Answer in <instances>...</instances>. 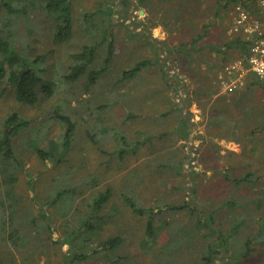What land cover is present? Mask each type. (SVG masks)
Wrapping results in <instances>:
<instances>
[{"label": "rangeland", "instance_id": "374dc122", "mask_svg": "<svg viewBox=\"0 0 264 264\" xmlns=\"http://www.w3.org/2000/svg\"><path fill=\"white\" fill-rule=\"evenodd\" d=\"M163 1L71 0L72 35L57 45L50 41L52 22L43 11L1 12L7 37L22 55L47 54L44 77L52 92L45 96L39 90L37 102L29 106L15 101L7 78L0 81V134L10 114L16 113L24 122L12 138L23 165L15 171L16 183L10 189L14 207H9L0 174V264H205L207 259L213 264H264V81L250 77L246 92L222 96L208 110L178 59L179 50L197 46L194 39L200 33L219 50L222 66L230 56L242 58L238 48L231 47L236 40L231 30L235 7H243L259 22L264 15L258 0H179L196 1L195 8L199 2L197 12H202L203 19L199 25L178 26L166 24ZM22 3L11 1L13 7ZM178 12L174 7L169 13L176 16ZM155 25L167 34L160 43L149 40ZM84 47L93 48L92 62L78 80L69 82L65 76L74 64L72 56ZM159 55H165L184 76L191 110L186 109L187 121L195 107L199 118L187 126L181 141L184 150L180 149L174 166L169 159V166L161 167L167 165L161 158L170 155L157 153L151 138L140 150V156L144 152L149 159L134 168L137 148L130 145L135 138L130 117L125 116L130 111V87L137 76H144L143 82L159 80L155 74L136 73L133 79L125 73L145 60L163 74ZM95 70L99 72L91 84L89 75ZM174 92L175 85L172 97ZM227 109L233 111L232 118L242 121L221 128ZM57 112L67 115L75 126L61 159L55 151L63 149L64 127ZM207 117L215 119L223 135H230L229 126H234L237 141H244L243 150L236 152L232 143L222 142L202 152ZM191 131L194 164L185 169ZM38 150L58 157L43 160ZM105 190L111 195L93 221L95 233L79 230L93 198ZM126 198L154 211L152 235L146 234L148 215L134 213ZM112 238L119 239L116 248L96 250ZM211 252L214 256L209 258ZM72 253L84 259L71 260Z\"/></svg>", "mask_w": 264, "mask_h": 264}, {"label": "crops", "instance_id": "0c3cea01", "mask_svg": "<svg viewBox=\"0 0 264 264\" xmlns=\"http://www.w3.org/2000/svg\"><path fill=\"white\" fill-rule=\"evenodd\" d=\"M175 1L177 2V6H173ZM195 2L196 1L183 3L179 0L163 1L162 6L164 11L162 13L164 14L167 12L165 14L167 17L166 24L176 23L178 26L179 24H183L185 26L201 24V20L203 19L202 12H197V6L199 2L196 3V8L194 6ZM151 6L152 8L156 7L154 2ZM174 7L178 8L179 11L176 16H174L173 13H169L170 10L173 12ZM199 7L201 8L202 5L200 4ZM177 16H179L178 20L175 21ZM185 21L187 24H185ZM161 27L162 26L160 25H155L153 29H150V42L153 41L160 43V41H164L163 39L167 36V34L165 31H163V27ZM180 30L186 32L188 29H182L180 27ZM194 41H197V46L190 45L184 51L179 50L178 59L183 66L182 68L186 73L185 75L188 76L194 87L193 89H195V94L200 92L198 96L201 95L204 96L201 98L207 99H203V101L205 102L208 109V107H211L218 100V98L222 96L225 97L230 93H233L226 92L223 89L222 81L227 79L225 74L226 67L228 65L232 66L239 59L235 58L236 60H232V56H230V60L227 62V64L222 66V59H219L220 52L215 47H213L214 43L210 42L208 38L203 37L201 33L197 34ZM225 48H222L221 51L225 50ZM150 66L153 65L149 64L144 67L145 70H143V68L137 73H144L143 75H146L147 77H152L155 74L159 81L154 82L152 79L143 82L144 76H137V78H135L137 81L130 87V104L128 103L130 106V111L125 115H128V117L131 119H129L130 129L133 130L132 134L135 138V140H133L134 142L132 146L135 149L137 148V152L134 150L135 160L131 165V167L134 168L140 167L143 162H146L149 159L148 156L144 155V152H142L143 155L140 156V150L141 148H144V145L150 142L151 138L153 140L152 146H154L155 149L159 148L157 153L170 155L168 157L164 156L161 158L162 160H167L165 161V164L167 165H161V167L165 168L166 166H169L170 160H174L172 163L174 166V163L179 161L178 155L181 153L180 149H182V151L184 150L181 141L183 140L184 133L187 131V126H189L186 115L183 111L184 107L180 104H176L173 100V97L171 96L174 85L170 82L168 85L161 71L157 67L153 68ZM130 77L134 79L133 75H130ZM249 78L250 76L245 77L243 82L244 85L240 89L236 90L235 93L242 94L243 92H246L248 88H250L248 81ZM244 87L245 89L243 90L242 88ZM210 98L211 101L209 100ZM227 111L228 112L225 114V119L219 123L221 128H223V125L226 127V123L228 122L233 121L234 123V120L242 121L239 120L238 116H236V119L232 118L235 117L233 114H231L233 111L231 113L230 110L227 109ZM214 120H212V117L211 120H208V117L205 120V146L202 152H205L206 148L209 146H216L214 145L216 143L220 146L222 142H225L226 144L232 143L233 149L236 152H241L243 150L244 141H237V138L235 137L237 134L233 131L235 127L229 126V128L232 130L229 131L230 135H223L220 131L222 129L215 125ZM246 132L247 140L245 143L247 144L250 140V131L247 129ZM164 146H166L165 149ZM180 146H182V148ZM150 159H156V156H150Z\"/></svg>", "mask_w": 264, "mask_h": 264}, {"label": "trees", "instance_id": "16d2710c", "mask_svg": "<svg viewBox=\"0 0 264 264\" xmlns=\"http://www.w3.org/2000/svg\"><path fill=\"white\" fill-rule=\"evenodd\" d=\"M11 1L13 0H0V81L3 78H7V81L12 84L14 89V99L16 102L33 106L37 102V93L39 90L45 96H50L52 92L50 85L46 82V79L44 77L45 70L43 69V63L47 54L36 53L31 56L25 53V55H22L18 51V48L14 45L15 41H9V38L7 37L4 25L5 23L3 21L1 12H6L8 14L16 13V15L24 13L25 15H27L32 11H43V13H45L46 16L52 22V27L49 34L50 41L57 45L68 41V39L72 35V4L71 0H23L22 5L19 4L20 7H13L11 5ZM232 42L233 44H231V47H237L240 56L246 53L247 46L249 44L248 41L236 35V40ZM90 49L93 52L92 47H84L82 51L72 56L74 64L71 65L67 75L65 76V79L67 81L74 82L82 76L86 67L92 62L94 56L93 53H91ZM110 57L111 52H109V56H106L104 61L108 62ZM149 64L150 61L143 60L137 63L133 69L127 71L125 75H134ZM98 72L99 71L95 70L90 73L89 82L91 84H94ZM255 80L257 81L258 79ZM56 118L64 127V132L62 136L63 149L61 152L55 151V153H59V157L52 153H47L44 150H38V153L40 154L43 160L46 159V156H49L50 159H54L55 157L61 159V157L65 154L66 150L68 149L74 134V123L67 115L58 113L56 115ZM23 126L24 122L21 121V119L16 113H12L7 117V119L3 123V130L0 134V174H2L3 177L5 186L4 192L7 200L9 201V207H14V205L10 203V199L15 198V196H13L10 189L11 186L16 183L15 171L21 170L23 168L22 161L16 155L12 147V138L19 132V130ZM130 145L132 146L133 143ZM120 154V157H122V153ZM110 195V191L105 190L104 192L99 193L96 197L93 198V202L90 205L89 215L85 216V218H82V226L79 228V230H83L85 228L88 231L91 230L93 234L95 233L96 228L93 224V221L98 220L97 213L99 210H101L102 206L108 201ZM125 200L127 205L137 215H148V220L146 224V234L147 236L152 235V217L154 211L149 209L148 211L147 209L138 207L129 198H126ZM42 218L47 219V215L42 214ZM86 241H89V239H87ZM247 242L248 241H246V243ZM118 244L119 239L112 238L110 240L100 243L98 245V248L96 247V250L111 251L116 248ZM212 253L213 252L209 254V258L214 256ZM80 258L84 259L83 256L81 257L76 253H72L71 255V260H76ZM109 264H115V262H110ZM205 264H213V262L211 259H207Z\"/></svg>", "mask_w": 264, "mask_h": 264}, {"label": "built area", "instance_id": "2783aa9c", "mask_svg": "<svg viewBox=\"0 0 264 264\" xmlns=\"http://www.w3.org/2000/svg\"><path fill=\"white\" fill-rule=\"evenodd\" d=\"M259 10L264 15V0H258ZM236 16L232 23L231 30L233 34L238 35L249 42L246 53L239 58L232 66L228 65L225 69L227 79L222 81L223 89L226 92H235L244 85V79L247 76L264 81V21L259 22L252 19L250 13L241 6L235 7ZM162 62V71L166 79H169L175 85L174 102L184 107V113L189 110L188 97L189 92L184 88V76L179 71L173 68L170 62L166 59L165 55H159ZM223 79V78H221ZM192 104V103H191ZM190 104V105H191ZM187 109V110H186ZM198 110H192L193 117L188 119L189 125H195L198 120ZM197 129V126L195 127ZM194 130V127H193ZM190 140L188 141L189 157L183 163V167L188 169L190 165L194 164L193 155L195 144L192 138V131L189 134ZM193 169V167H192Z\"/></svg>", "mask_w": 264, "mask_h": 264}]
</instances>
